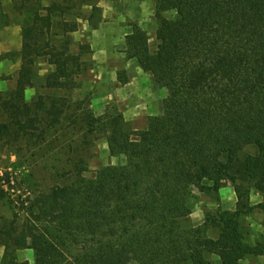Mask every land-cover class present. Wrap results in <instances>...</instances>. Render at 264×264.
Returning <instances> with one entry per match:
<instances>
[{
  "label": "trees",
  "instance_id": "16d2710c",
  "mask_svg": "<svg viewBox=\"0 0 264 264\" xmlns=\"http://www.w3.org/2000/svg\"><path fill=\"white\" fill-rule=\"evenodd\" d=\"M12 3L23 17L21 65L0 111L13 112L14 124L25 131L41 112L54 121L62 114L42 100L35 114L25 101L43 78L40 60L53 67L44 87H71L81 71L72 34L82 9L99 7L96 0ZM171 10L175 19L164 16ZM156 17L153 44L146 30L131 24L126 54L166 90L163 114L136 138L121 114L97 120L110 153L126 161L101 168L92 180L80 174L71 184L22 200L1 180L4 264H17L22 249L34 251L35 264H212L213 254L223 264H242L264 257V239L250 243L243 226L254 211L264 213V0H159ZM9 133L11 125L0 123V138ZM25 181L31 185L32 178ZM227 183L235 188L236 210L220 209L192 223L194 189L219 191ZM252 190L262 197L255 205ZM9 204L11 222L1 215Z\"/></svg>",
  "mask_w": 264,
  "mask_h": 264
},
{
  "label": "rangeland",
  "instance_id": "374dc122",
  "mask_svg": "<svg viewBox=\"0 0 264 264\" xmlns=\"http://www.w3.org/2000/svg\"><path fill=\"white\" fill-rule=\"evenodd\" d=\"M99 1L96 0V3ZM158 1L130 0L135 13L142 11L144 16L141 20L127 18L121 24L122 27L131 31V24H139L149 33L153 44L158 27ZM48 2L49 0H43L45 5ZM0 7L2 22H5L0 26V43L12 50L0 54H7L0 58V99L3 100L9 97L16 86L20 69L17 53L22 44L23 17L14 9L12 0H0ZM98 10L84 7L81 12L83 17L79 19V28L72 34L74 58L81 64V71L75 76L73 85L64 89L44 87V77L53 67L41 59L38 68L43 78L35 87L26 91L25 101L35 109V114L41 111L39 101L46 102L47 108L55 103V108L62 111L58 121H54L53 116L41 112L34 127L23 131L14 124L13 112L0 111V123L11 125V133L0 138V182H7L5 188L13 194L15 200L33 198L35 193L71 184L80 174L92 180L101 168L125 163L124 156H113L110 153L105 127L97 122L102 117L121 114L125 129L136 138V133L146 130L153 117L164 112L166 90L156 84L151 73L141 72L135 60L127 59L126 55L113 57L105 64V73L98 71L92 50L84 47L90 43L92 25L100 26L103 22L101 9ZM164 16L175 19L176 11H167ZM122 35L120 41L123 39ZM116 50L122 54L125 46L117 45ZM111 71L117 74V81L110 80ZM101 74L103 77H100ZM120 77L129 83L133 82L131 89L122 91L125 84L120 82ZM89 114L94 118L97 127L92 126L94 121L92 123L87 120ZM251 151V148L245 150ZM26 175L32 178L31 185L25 181ZM204 186H212V183L205 182ZM193 193L195 207L191 222L196 225L203 223L207 214L225 210L224 200L229 204L234 196L237 197L231 183H227L219 191L195 188ZM261 201L262 197L252 190V205ZM14 212L15 209L11 208L10 204L1 208V215L10 222L15 218ZM25 217L22 211L17 219L19 225L24 222ZM243 226L250 243L264 239V213L254 211L244 219ZM4 252L5 247L0 244V264H4ZM15 259L17 264H35L32 249L19 250Z\"/></svg>",
  "mask_w": 264,
  "mask_h": 264
},
{
  "label": "crops",
  "instance_id": "0c3cea01",
  "mask_svg": "<svg viewBox=\"0 0 264 264\" xmlns=\"http://www.w3.org/2000/svg\"><path fill=\"white\" fill-rule=\"evenodd\" d=\"M129 1L130 0H100L99 3H97V6L99 7V9H101L102 12L103 22L101 23L100 26L92 25L91 27L92 34L89 37L90 43H88L87 46H89L90 49L92 50V54L94 55L93 59L96 61V66L98 67V71L100 70V72L102 73H105V64L109 63V61L113 57H120V55L122 57H125L126 55V58L128 59L126 54V36L130 34L132 30L127 31L124 27H122L121 24L127 18L133 20H141V18H143L144 16L143 15L144 13L142 11H138L139 14L135 13V11L133 10V3ZM121 34H123L122 41H120ZM121 44L125 46V51L122 52V54L116 50V46ZM9 51L12 50L6 48L1 44L0 54ZM129 60L132 61L135 59H129ZM20 65H21V61H20ZM139 69L141 72L143 71L142 68L139 67ZM111 73L112 74H110V80L117 81L118 80L117 74L116 73L113 74L112 71ZM100 77H103V74H101ZM132 83L133 82L126 83L125 87H122L123 89L122 91H128L129 89H131L130 87ZM236 207H237V197L235 196L231 203L228 204L226 200H224L223 202V208L225 210L235 211ZM210 260L212 264H223L220 256L215 254L210 256ZM253 262L257 264L258 263L264 264V257L248 259L243 261L242 264H252Z\"/></svg>",
  "mask_w": 264,
  "mask_h": 264
}]
</instances>
